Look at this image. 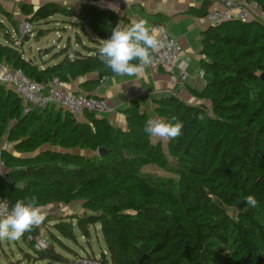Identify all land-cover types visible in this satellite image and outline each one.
Wrapping results in <instances>:
<instances>
[{
	"label": "trees",
	"instance_id": "obj_1",
	"mask_svg": "<svg viewBox=\"0 0 264 264\" xmlns=\"http://www.w3.org/2000/svg\"><path fill=\"white\" fill-rule=\"evenodd\" d=\"M245 1L264 11V0ZM210 5L208 0L189 13L203 17ZM19 9L33 26L55 15L75 18L72 25L87 39L77 33L75 46L69 39L66 49L53 53V64L28 58L5 23L12 29L19 21L0 4V63L39 83L96 73L98 80L82 86L91 95L99 81L114 76L98 49L118 24L129 27V19L90 4L76 11L20 2ZM202 36L205 85L188 91L210 106L177 95L157 99V118L183 122L166 149L143 131L149 115L135 100L122 110V128L90 112L79 121L54 104L26 112L23 100L0 83V139L7 136L24 155L1 151L9 171L0 177V196L12 206L32 196L42 207L79 204L81 213L47 215L43 224L52 242L69 251L65 240L90 239L99 230L106 246L100 264H264V20L223 22ZM100 148L107 153L99 155ZM149 164L173 176L144 172ZM247 195L256 197V208L245 203ZM40 228L22 236L32 248L29 236ZM34 250L36 262L67 261L51 243Z\"/></svg>",
	"mask_w": 264,
	"mask_h": 264
},
{
	"label": "crops",
	"instance_id": "obj_2",
	"mask_svg": "<svg viewBox=\"0 0 264 264\" xmlns=\"http://www.w3.org/2000/svg\"><path fill=\"white\" fill-rule=\"evenodd\" d=\"M206 1L208 0H0V4L8 11L13 12L15 19L23 17L19 9L20 2L31 5L34 9L45 3H55L76 11H79L82 5L90 4L98 8L114 11L119 16L129 19L130 22L133 20H146L150 26L159 29L157 34L159 43L162 37L160 28L177 39L182 44L183 50L173 69L155 67L149 64L138 75L105 78L99 81L91 92L94 95L105 98L112 108L110 112L105 113L102 117L107 118L114 126L125 128L126 117L122 110L132 100L140 104L142 111L147 112L149 115V119L157 118L154 112L155 101L164 96L177 95L190 104L205 103L210 106L209 101L200 100L188 91V87L200 90L205 85V81L199 75V71L201 70V60L205 58L202 53V35L208 29V25L204 16L192 15L189 10L191 8L201 9ZM213 5L214 3H211L209 9ZM54 19L55 17L52 18V20ZM63 19L65 24L63 28H67V25H69L74 28L75 35L82 33L77 27L72 25L75 18L64 17ZM56 33L59 34L58 31ZM88 33L92 35L89 31ZM83 36L87 39V36L84 34ZM48 58V52H46V54H41L36 59L38 62L47 61L48 64L57 62L54 59L50 62ZM2 65L0 63V73L4 72ZM182 69L188 72V78L184 82L179 78V73ZM98 78H100L98 74L91 73L78 77L69 83H63V86L68 91L86 92L82 87L83 84L86 81L98 80ZM93 84L88 86H94ZM76 118L79 121H86L84 115H76ZM152 140L155 143L162 142L166 149L168 140L155 137H152ZM5 144H7L6 151L9 153L16 156H24L15 151L14 143L9 142L7 136L0 139V154ZM7 171H9L8 168H6ZM50 205L42 208H47Z\"/></svg>",
	"mask_w": 264,
	"mask_h": 264
},
{
	"label": "built area",
	"instance_id": "obj_3",
	"mask_svg": "<svg viewBox=\"0 0 264 264\" xmlns=\"http://www.w3.org/2000/svg\"><path fill=\"white\" fill-rule=\"evenodd\" d=\"M214 5L204 15V19L208 26L215 27L227 21H253L264 20V11L256 1L245 0H210ZM161 40L159 48L152 58V64L155 67L165 69H173L182 53V44L165 32L162 28ZM34 33V26L27 20L21 19L17 28L10 29V35L16 45H20L25 37ZM3 71L0 73V83L13 90L24 102L25 111H29L33 106L45 107L54 104L58 107L66 109L75 115H83L86 112L93 113L96 117L101 118L102 115L112 110L108 101L97 95H91L86 92L68 91L64 88L63 83L54 77L48 83H39L30 79L20 69H14L6 64L2 65ZM199 75L203 77V71H199ZM179 78L182 82L188 78V72L181 70ZM7 144L3 145L5 150ZM6 175V167L1 159L0 154V177ZM10 202L0 196V218H3L11 210ZM29 240L33 242L34 248L38 251L45 250L49 246L48 239L39 234L37 236H29ZM78 264H100L98 258L81 257Z\"/></svg>",
	"mask_w": 264,
	"mask_h": 264
},
{
	"label": "clouds",
	"instance_id": "obj_4",
	"mask_svg": "<svg viewBox=\"0 0 264 264\" xmlns=\"http://www.w3.org/2000/svg\"><path fill=\"white\" fill-rule=\"evenodd\" d=\"M158 32L159 29L150 26L146 20H133L129 27L118 24L98 49V58L114 76L138 75L152 62L153 53L159 48ZM198 119H203V116ZM172 121L175 122L150 118L143 131L149 137L163 140L177 138L182 133L183 122L176 117H172ZM244 201L251 208L258 205L254 195H247ZM45 218L36 196L17 200L8 214L0 218V240H19L26 232L41 225Z\"/></svg>",
	"mask_w": 264,
	"mask_h": 264
},
{
	"label": "rangeland",
	"instance_id": "obj_5",
	"mask_svg": "<svg viewBox=\"0 0 264 264\" xmlns=\"http://www.w3.org/2000/svg\"><path fill=\"white\" fill-rule=\"evenodd\" d=\"M54 17V20H47L35 25V31L30 36L29 40H23L22 49L24 50L26 57L30 58L33 56L39 58L40 54H46V52H49L48 61L52 62L53 53L60 49H66L68 47L67 43L69 39L70 45L75 46L76 35L74 28L69 25H67V28H63L65 26L63 23L64 16L55 15ZM21 19H23V17H20L17 20L20 21ZM5 23L11 29L9 23L6 21ZM56 31H58L59 34H57ZM80 35L83 40H86L82 33H80ZM0 39L4 40L1 35ZM143 171L154 173L159 176H173L171 172L163 170L155 164L144 166ZM43 212L45 216L50 215V217H53L81 213V208L77 203L68 205L55 203L44 208ZM40 226V234L48 239L51 246L54 247L62 257L67 258L66 262L60 263L54 260H38L36 262L34 258L36 251L27 241L24 240L23 237H21L19 240H0V264H78L81 257L91 256L98 258L101 256L102 251L106 249L102 234L99 230L93 231L90 239L79 236L78 242L65 240V243L70 249H72V251H69L54 244L45 225L42 223Z\"/></svg>",
	"mask_w": 264,
	"mask_h": 264
},
{
	"label": "water",
	"instance_id": "obj_6",
	"mask_svg": "<svg viewBox=\"0 0 264 264\" xmlns=\"http://www.w3.org/2000/svg\"><path fill=\"white\" fill-rule=\"evenodd\" d=\"M29 38H30V36H27V37H25L24 40L27 41V40H29ZM261 77L264 80V74ZM98 153H99V155H104L105 153H107V150L105 148H100Z\"/></svg>",
	"mask_w": 264,
	"mask_h": 264
}]
</instances>
